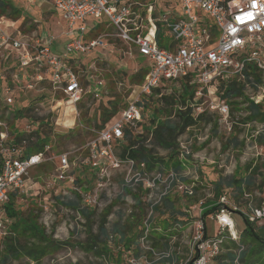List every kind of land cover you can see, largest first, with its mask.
<instances>
[{
	"label": "built area",
	"instance_id": "built-area-1",
	"mask_svg": "<svg viewBox=\"0 0 264 264\" xmlns=\"http://www.w3.org/2000/svg\"><path fill=\"white\" fill-rule=\"evenodd\" d=\"M52 1L66 22L67 34L75 37L66 45L64 55L54 54L51 42L44 44L30 39V35L14 30L13 21L0 17V236H7L6 206L13 196L18 198L26 193L32 172L54 165L58 174L55 181L67 184L60 202L68 214L83 216V211L87 210L93 215L126 219L143 213L146 208L145 228L137 242L139 250L130 253L128 264H169L164 260L170 259L173 253L180 257L175 264H213L229 251L235 256L233 264H242L240 254L245 248L240 246L241 233H236L234 219L224 206L228 204L226 196L219 199L220 208L216 217H212L220 226L219 235H210L205 209L201 208L193 224L181 231L180 237L177 235L170 240L168 250L156 248L148 225L150 217L155 215L154 208L172 194L194 196L196 183L200 182L194 179L197 170L194 175L184 173L187 179L191 176L188 179L191 183H184L172 169L164 172L150 169L146 161L122 158L115 147L124 142L127 134L139 140L145 135L142 128L144 100L164 85H179L180 81L189 79L196 92L181 110L194 108V120L199 125L203 116L205 125L204 132L196 135L197 140H179L181 155L193 157L195 146L203 151L210 148L212 141L209 143V140L216 124L218 135L223 134L226 139L236 127L241 130L239 141L249 151H255L251 159L245 153L242 158L245 165L264 163V144L260 143V139L264 140V122L241 123L249 113H232L230 103L219 93L221 84L236 80L248 101L243 107L251 103L264 106V0H180L181 18L162 15L155 11L153 4L147 7L132 0ZM104 18L111 26L99 34L100 25L95 22ZM113 38L125 44L132 56L135 52L148 60L150 67L143 83L134 87L124 108L103 129H91L96 137L88 144V156L81 162L98 173L94 188L84 192L74 177L77 166L69 152L57 155L52 144L32 151L40 139L38 120L21 119L11 126L15 112L11 109L13 94L19 89L32 90L47 84L52 101L60 107L64 103L76 108L87 95L101 100L93 89L98 83L106 93L104 78L101 75L96 78L92 72H86L82 78L75 66L78 59H70L68 55L106 49ZM159 38L164 47L159 45ZM15 63L20 67L19 75L30 78L25 84L17 80ZM251 70L258 73V78L247 76ZM3 94L6 97L3 98ZM38 105L34 109L39 117L53 116L51 112L44 115ZM22 120L27 123L20 126ZM54 125L57 122H53ZM198 128L196 125L189 129L197 133ZM146 144L143 143L148 148ZM121 171L123 176L117 183L112 173ZM257 182H260L259 177ZM37 185L33 184L32 189L37 191ZM67 203L77 206L69 208ZM245 215L251 223L263 221L264 204ZM226 242L239 248L229 250Z\"/></svg>",
	"mask_w": 264,
	"mask_h": 264
},
{
	"label": "rangeland",
	"instance_id": "rangeland-1",
	"mask_svg": "<svg viewBox=\"0 0 264 264\" xmlns=\"http://www.w3.org/2000/svg\"><path fill=\"white\" fill-rule=\"evenodd\" d=\"M3 1L21 12L20 18L17 21H13L14 30H21L22 33L30 35V39H38L44 44H49L51 42V51L56 55L66 54V45L71 43L75 37L67 34L66 22L63 20L61 13L54 7L52 0ZM134 1L146 6V2H151L153 0ZM154 1L156 12L162 15L173 14L183 17V12L178 8L179 0ZM6 18L10 20L8 17ZM95 23L102 25V28L111 26L106 18ZM23 26L24 28L22 30ZM30 29H32V31L27 33ZM68 57L70 59L80 60L81 65L77 67V70L82 74V78H84L87 72L84 68H88L89 72H92L96 78L98 75L103 74V78L107 84L106 93H103V89L98 83L94 85L93 89L98 96L102 97L101 100H92V97L87 95L84 101L76 106V108L75 106H67L64 103L60 107L52 101L53 95L48 85L45 83L46 85L42 87L38 86L32 90H17L13 94L14 105L11 106V109L18 111L27 106L36 107L40 104L38 107L41 108L44 115L48 112L53 113L54 118L52 122H57V125L53 126V133L55 135L53 141L55 143L58 135L62 138L60 142H57L58 147L55 148L54 151L57 155L64 152L70 153L71 161L75 162L77 166L74 170V177L76 178L77 184L83 188L84 192H87L86 189L92 190L96 185L98 173V171H95L88 165H83L81 162L88 156V144L96 137L91 129L101 125V115L104 110L108 112L113 110V105H111L110 102L118 99L120 104L117 110L119 111V109L121 110L124 108L128 97H130V94L136 86L130 83L131 77L144 68L150 67V62L138 56L135 52H133L132 56L128 47L118 38H113L106 49L98 48L89 54H69ZM104 63L106 66H103ZM96 65L98 68H95ZM15 68L18 72L17 80L20 81L19 84L28 82L30 79L28 76L19 75L20 67L16 63L14 65V69ZM106 73L109 75L104 76ZM167 87L170 88L163 91L164 94H176V97H178L182 93V89L177 88L174 84H169ZM4 97L6 96L3 94V98ZM155 105H157L156 99H151L145 107L143 125L146 127L149 125V120ZM80 106H82L83 109L80 108ZM243 108H246V106ZM87 111V119L94 120L96 118V121H92L90 125L86 124L83 118V114ZM168 115L169 112L166 116L168 117ZM171 119H174V116H172ZM26 123L27 120H22L19 125L23 126V124ZM204 125V122L199 123L197 133L193 129H186L178 138L177 144L181 138L182 140L185 138L197 140V136L204 132ZM236 130L237 136L239 137L241 130L238 128ZM145 134L147 137H143L142 140L149 143L151 140L150 135H148L147 132H145ZM226 140V136L223 134L214 137L212 146L205 151L195 146V150L193 151L195 157L184 158L181 155L179 145L174 149L175 152L178 151V156L176 158L177 163H186L190 168V172L186 171L185 173L194 175L193 172L195 169L197 170L198 175L195 176L194 179L202 182V186H205V191L200 193L196 198L186 197L182 194H172L170 199L175 206V210L180 214H185L186 218L171 213H165L164 215L158 213L153 216L154 222L152 224L148 223L150 229L155 233V236L166 231H172L176 228L177 224H180L178 222L184 223L194 221L193 218L198 216L199 209L201 208H204L207 213L212 206H217V200L227 192V189H224L223 192L219 194V197L216 195L214 185L218 177H226L228 173L232 175L236 174L239 178H244L246 176L247 172L244 168L245 164L242 158L246 152L247 158H253L252 156L255 154V151H249L244 147V144L241 143L238 148L233 146L230 151L224 150L223 146ZM52 145L55 147L53 143ZM115 149L118 155L123 152V149L118 146H116ZM148 150H153V155L158 160L165 161L164 164L162 162L156 163V167L152 169L158 170L159 167H165V163L169 160V152L155 146H151ZM170 169L171 167L167 166L165 171ZM122 173L123 171L112 173V178L115 182H120L123 176ZM57 175L54 165L46 171H41L39 169L32 172L26 193L21 194L15 201L12 200L13 202H11V205L16 208L19 213L18 218L22 217L23 220H26L30 212L32 216L33 214L35 215L34 218L31 217V221L35 223L37 227H41L42 231H45V234L50 237L49 239L53 243V246L49 248L48 254L39 261L23 255L20 259L8 262L7 264H128L127 259L130 256L129 250H127L128 247L125 248L123 243L116 239L110 241L109 239L104 240L100 237L101 227H104L109 234L112 235L113 226L120 222V218L110 217L107 214H94L89 218L68 214L65 210V206L60 202L64 192L63 188L66 187L67 184L56 182ZM190 177L191 176H189L188 179ZM263 180L264 172L261 184H257L255 187L248 189L249 193L254 197L252 199L244 198L241 195H237L235 198L233 194L225 195L228 204L224 206L227 208L230 218L234 219L236 233H242L246 227L241 213L250 214L251 209L260 207L264 204ZM35 183H38L37 191H35L34 188L32 189ZM49 184H52L50 188L48 187ZM250 202H252V205H250L251 207L249 206ZM45 207L48 208V212L46 213H44ZM145 209L146 208H143L144 211L141 213L142 217L139 222L135 224L132 222L133 218L130 219L131 230L129 231L128 238L131 237L132 232H138L139 229L144 230L145 220L147 219ZM217 213L218 211H214L205 218L211 236H217L221 231L215 218H212L216 217L215 215ZM6 217L8 223L5 232L7 236L17 240L18 245L33 244L34 241L32 239L19 237L16 232H14L15 229L12 223L17 219L12 221V218H10L8 214ZM262 225H264V220H257L254 222V228L256 229ZM2 239L3 237L0 236V244ZM91 240L99 245L96 251L102 248L103 245H106L110 254L97 256L93 252L95 250L88 251L85 248L87 244L94 245ZM226 245L232 246L227 242ZM3 253L4 248L2 249V247H0V254ZM259 257L261 256L258 255L257 258ZM117 260L119 261L117 262ZM0 264H2L1 261ZM213 264L229 263L225 256H223L222 259L216 260Z\"/></svg>",
	"mask_w": 264,
	"mask_h": 264
},
{
	"label": "trees",
	"instance_id": "trees-1",
	"mask_svg": "<svg viewBox=\"0 0 264 264\" xmlns=\"http://www.w3.org/2000/svg\"><path fill=\"white\" fill-rule=\"evenodd\" d=\"M21 12L17 11L12 5L5 3L3 0H0V17H8L12 21H17L20 18ZM160 27V26H159ZM24 26L22 27L23 30ZM161 29V28H160ZM32 29L28 30L27 33L31 32ZM160 32V31H159ZM159 34V33H158ZM160 35V34H159ZM97 36V35H96ZM158 43L161 47H164L163 41L158 39ZM103 66H106L104 63ZM83 68V67H82ZM95 68H98L97 65ZM100 69V68H99ZM103 69V68H102ZM85 71H88V68H84ZM101 70V69H100ZM149 69L144 68L143 70L139 71L135 75L131 77V84L133 85H141L148 74ZM103 77V74H101ZM109 74H105L104 76H108ZM248 77H254L258 78V73L256 74V71L251 70L249 73H247ZM177 88L182 89V93L176 97V94H164L163 91H166L170 87H167V85L162 86L161 89H158L155 91V94L143 101L142 108H143V118H144V112L145 107L147 106V103L149 100L156 99L157 105L154 106V110L152 112V115L149 120V125L146 127L142 123V128L145 132L150 135V142L146 145H149V148H146L143 143H146L143 139V137H147L145 134L140 140L139 137L129 136V134L126 135V138L124 142H120L118 147L123 149V152L121 153L122 158H133L138 161H146L148 162V167L150 169L156 167V163L162 162L164 164L165 161L158 160L153 155V150L150 149L151 146L159 147L162 149H165L169 152L168 161L165 163V167H159L158 170L164 172L167 166L171 167L172 171H174L178 176L179 179L184 183H191L186 177H184V173L187 170H190L188 166H184L182 163H177V156L178 151L175 152V148L178 146L177 140L182 135V133L188 129L192 128L194 126H198V122L194 120L193 109H188L187 111L181 110L185 106H187L188 101L191 100L196 92L195 85H192L190 83L189 79L180 81L179 85H176ZM219 93L222 99L227 100L231 105V110L233 112H240L244 111L245 113H249L248 116L242 118L240 120L241 123L246 124L249 122H264V106H256L255 104H250L246 108H240L243 107L248 101L246 98H244L243 90L240 84L236 80H232L231 82H228L226 84H221L219 87ZM158 95H161V97H158ZM242 100L241 102H238V100ZM92 100H94L92 98ZM111 105H113V110L111 112H108L107 110H104L101 115V125L97 126V129L101 130L104 128V126L112 119L114 118L119 111L118 106L120 104V101L118 99L114 100L113 102H110ZM177 107V108H176ZM35 107L27 106L22 110L15 111L12 115L13 120L11 121V126L13 127L15 121L21 120V119H36L40 122V131L37 132L39 134L40 139L37 144V147L32 149V151H39L44 146L48 144H54L55 148L58 147L57 142L61 141V136L56 137V141L54 143L53 138L55 137L53 133V126H52V120L53 116L51 114L39 117L38 114L35 112ZM80 108L83 109L82 106ZM85 108V107H84ZM169 112L168 117L166 116ZM88 111L83 114V118L85 119L84 122L88 125L91 124L92 121H96V118L94 120L87 119ZM164 115V116H163ZM36 116V117H35ZM172 116H174V119H171ZM202 121L203 116L201 117ZM201 121V122H202ZM235 128L234 133L227 139L226 143L223 146L224 150H230L233 146H236V148L239 147V144L241 143L239 141V137L237 136V129ZM218 136L217 126L214 124L213 131L210 136L209 143L214 140V137ZM260 143L264 144V140L260 139ZM122 144V145H121ZM242 144V143H241ZM232 145V146H231ZM2 160V157L0 156V162ZM163 166V165H161ZM188 168V169H187ZM245 170L247 172L246 176L244 178H239L235 175L231 176H224V177H218V179L215 182L214 190L216 192V195L219 197L220 193L223 192L224 189H227L226 194H233L234 198L237 197V195H241L242 197L245 196V194L250 195V199L254 198L251 193H249L248 189L255 187L257 184H261L263 172H264V163H248L245 165ZM50 169V166H43L41 171H46ZM203 174V173H202ZM201 174V175H202ZM258 177L260 178V182H257ZM264 182V180H263ZM196 187L194 188V196H191V198H196L200 193L205 191V186H202V182H197ZM225 194V195H226ZM224 195V196H225ZM186 197H189L187 195H184ZM171 196H166L162 204L160 206H156L154 208L155 215L160 213L161 215H164L165 213H171L173 215H178L180 217L186 218L185 214H180L175 210V206L172 203ZM16 197L13 196L12 200L15 201ZM249 199V198H248ZM11 201V202H13ZM253 201V200H252ZM217 206H212L211 209H209V212H205V217L214 211H218L220 208L219 199L217 200ZM252 204V202H250ZM67 207L69 208H75L77 204L75 203H67ZM261 207V206H260ZM7 214L10 218H12V221L14 219H17L16 221H13L12 225L14 226V232L19 237H23L26 239H32L34 242L33 244H24L18 245L17 240H14L11 237L5 236L2 239V242L0 244V247L2 249L4 248V253L0 254V261L2 264H7L8 262L14 261L16 259H20L23 255H26L28 257H31L35 259L36 261H39L40 259L44 258L49 251V248L53 246V243L49 239L50 237L45 234V231H42V228L37 227L35 223L31 221L32 218L35 217V215L30 212L29 216L26 220H23L22 217H19V213L16 208H14L11 203L6 206ZM91 214L89 211H83V216L86 218H89ZM154 215V216H155ZM243 221L246 225L243 232L240 234L241 238V244L240 246L244 247L245 250L241 252L240 254V261L242 264H264V225L259 226L257 229L254 228V223H251L248 218L246 217L245 213H241ZM32 217V218H31ZM142 217L141 214L136 215L133 217L132 222L137 223L139 222L140 218ZM119 223L113 226L112 229V235L109 234V232L104 228H100V237L104 240L109 239L112 240H118L123 243L124 247L129 250V254L131 252L137 253L139 248L137 246V242L140 238V236L143 233V230H138V232H132L131 237L129 236V231L131 230V218L124 219L122 216L119 217ZM154 217L151 216L148 222L152 224L154 221ZM180 224H177L176 228H174L172 231H166L161 234L154 235L155 233L151 232L152 239L154 241V245L156 248H162L164 250H168L170 247V240L174 236H181V231H183L185 228L193 224V221L189 222H178ZM249 238H248V236ZM92 243H94L91 240ZM248 242V243H247ZM131 245V246H130ZM130 246V247H129ZM99 247L98 244L94 243V245L87 244V247H85L88 251H93ZM239 247L235 244H232V246H227V249L234 250L238 249ZM108 247L106 245H103L102 248L94 252L97 256H102L103 254L109 255L110 252L108 251ZM260 255L261 259L257 258V256ZM225 258L227 259V262L229 264H233L235 260L234 254L229 251ZM180 260V257L176 254H172V257L170 259L164 260L165 262H168L169 264H175L178 263ZM119 260H117L118 262Z\"/></svg>",
	"mask_w": 264,
	"mask_h": 264
},
{
	"label": "crops",
	"instance_id": "crops-1",
	"mask_svg": "<svg viewBox=\"0 0 264 264\" xmlns=\"http://www.w3.org/2000/svg\"><path fill=\"white\" fill-rule=\"evenodd\" d=\"M132 1H134V0H132ZM154 0L153 1H151V2H146V6L148 7V6H150V5H154ZM179 6H178V8L179 9H181V11H182V7H181V4H180V0H179V4H178ZM154 7H155V5H154ZM156 11V10H155ZM169 15H172L173 16V18H181L180 16H177V15H173V14H169ZM103 26L102 25H100V26H98V33L99 34H101V33H103L104 31H105V28H102ZM104 30V31H103ZM98 35V34H97ZM112 40V39H111ZM110 40V41H111ZM72 63H76V62H74L73 60H72ZM81 65V62H80V60H78L77 61V64L75 65L76 67H79ZM87 72H89V71H87Z\"/></svg>",
	"mask_w": 264,
	"mask_h": 264
}]
</instances>
